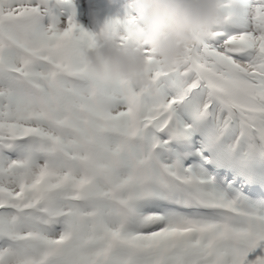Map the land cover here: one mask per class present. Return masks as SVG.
Segmentation results:
<instances>
[{
  "label": "snow or ice",
  "instance_id": "obj_1",
  "mask_svg": "<svg viewBox=\"0 0 264 264\" xmlns=\"http://www.w3.org/2000/svg\"><path fill=\"white\" fill-rule=\"evenodd\" d=\"M219 11L136 86L83 58L131 0H0V264H264V0Z\"/></svg>",
  "mask_w": 264,
  "mask_h": 264
},
{
  "label": "clouds",
  "instance_id": "obj_2",
  "mask_svg": "<svg viewBox=\"0 0 264 264\" xmlns=\"http://www.w3.org/2000/svg\"><path fill=\"white\" fill-rule=\"evenodd\" d=\"M131 5L142 25L134 43L122 46L111 32L101 30L96 47L83 52L86 69L97 80L119 78L136 86L145 84L144 46L167 69L185 48L207 36L221 15L220 0H131Z\"/></svg>",
  "mask_w": 264,
  "mask_h": 264
}]
</instances>
